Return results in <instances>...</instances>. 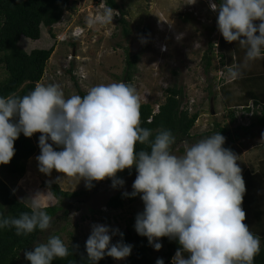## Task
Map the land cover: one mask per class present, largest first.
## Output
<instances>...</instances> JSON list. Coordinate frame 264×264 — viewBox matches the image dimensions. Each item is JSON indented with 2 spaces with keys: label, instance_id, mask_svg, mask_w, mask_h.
<instances>
[{
  "label": "clouds",
  "instance_id": "obj_1",
  "mask_svg": "<svg viewBox=\"0 0 264 264\" xmlns=\"http://www.w3.org/2000/svg\"><path fill=\"white\" fill-rule=\"evenodd\" d=\"M196 2L189 0L188 4ZM209 6L218 12L217 27L224 40L246 50L242 63L225 66L234 81L251 62L264 58V0H220L219 4L210 0ZM113 17L109 7L101 20L112 23ZM140 109L135 86L126 82L93 86L83 97L66 98L54 84H37L22 97H0V165L10 163L21 133L29 138L40 133L36 159L45 175L55 170L83 180L88 189L93 181L110 178L115 188L125 183L117 173L135 167L133 191L123 193L139 195L144 204L136 216L135 230L149 244L162 237L177 240L180 247L172 264H254L261 240L244 223L246 185L237 164L239 157L223 147L225 137L217 132L202 138L178 156L172 152L175 136L171 130L160 128L154 140L149 139L153 133L141 127ZM138 143L150 150L137 151ZM47 195L49 201L54 199L50 187ZM39 196L28 198L30 210L19 217L0 212V228H14L17 236L49 229L52 217ZM117 233L119 229L106 225L92 226L85 245L91 264L105 255L122 260L131 254L132 246L123 240L111 243ZM78 247L71 244L70 252L59 236L52 235L24 255L31 264H52L73 255ZM154 248L159 251L162 244L154 243ZM156 264H164L163 259Z\"/></svg>",
  "mask_w": 264,
  "mask_h": 264
},
{
  "label": "rangeland",
  "instance_id": "obj_2",
  "mask_svg": "<svg viewBox=\"0 0 264 264\" xmlns=\"http://www.w3.org/2000/svg\"><path fill=\"white\" fill-rule=\"evenodd\" d=\"M107 1L70 0L69 10L63 13L61 21L51 31L43 28L40 41L23 38L20 47L28 52L36 48L54 47L39 84L58 85L67 98L80 95L79 89L87 94L91 87L99 84L126 82L135 86L140 104H151L155 111L165 102L168 88H182L183 107L191 114L199 112L200 116L192 131V138L172 146L173 154L178 156L184 154L186 146L212 135L195 136L210 131L216 123H228L231 134L241 125L250 126L253 112H247L244 107L255 110L250 95L258 90H245L241 83H234L228 78L225 68L226 65L242 63L246 50L238 48L237 42L228 43L222 48L224 38L217 27L218 12L211 10L210 0H197L194 5H189V0H115L124 15L121 10L113 9L112 23H105L101 16L110 7ZM123 18L128 22V36L123 34ZM142 39L147 43H141ZM210 43L214 47L212 65L206 70L204 55ZM220 54L224 55L223 59ZM136 55L138 60L131 70L130 80L126 81L128 56ZM261 62L254 63V66L261 65L260 69H264ZM4 77L5 71L0 66V80ZM224 91H228L229 96ZM224 102L230 103L226 106ZM227 107L233 108L236 114L234 123L228 119ZM256 110L261 115V105ZM237 133L240 138L232 142L224 137L225 143H230L239 157L237 164L244 176L248 171H257L260 162L264 161V126L256 125L247 132ZM40 135L33 134L32 141L37 151L27 161L24 177L12 186L17 198L27 205L31 203L28 198L40 193L43 208L61 206L38 243L46 242L52 235L59 236L66 246L86 241L94 224L124 231L129 220H135L137 214L143 212L144 204L139 195H123L133 191L132 184L137 175L135 167L127 169V174L122 177L124 185L115 188L110 178L95 181L93 187L88 189L83 180L64 177L55 170L45 175L39 171L36 159L40 155ZM48 142L52 143L50 139ZM53 147L60 150L55 145ZM5 174L6 171L0 166V177L7 180ZM48 183L57 184L64 191L83 190L86 194L74 200L59 202L54 197L49 201V189L45 187ZM8 184L11 185L10 179ZM118 194L124 196L125 206L117 211L108 208V200ZM118 234L113 235L112 240L116 241ZM154 243L162 244V248L155 250ZM166 251L162 238L154 240L151 252L154 259L165 260ZM127 258L116 260L114 264H123ZM21 259L27 261L23 253Z\"/></svg>",
  "mask_w": 264,
  "mask_h": 264
},
{
  "label": "trees",
  "instance_id": "obj_3",
  "mask_svg": "<svg viewBox=\"0 0 264 264\" xmlns=\"http://www.w3.org/2000/svg\"><path fill=\"white\" fill-rule=\"evenodd\" d=\"M219 4L220 0H215ZM70 0H0V66L5 71V77L0 80V97H7L10 94L22 97L39 84L45 74V70L50 60L54 47L49 49L36 48L31 51H26L20 47V42L23 38L31 41H40L43 28H51L59 23L63 13L69 10ZM107 5L112 9L121 10L115 0H108ZM124 15V12L121 10ZM257 25L259 21L255 22ZM124 36H128V22L121 19ZM222 39L221 45H228ZM231 52L233 48L230 46ZM238 48L239 47L238 45ZM214 51L213 44L210 43L209 49L204 55L205 68L209 70L212 65V54ZM264 53V49H262ZM238 56V55H237ZM223 59L224 55L220 54ZM138 56H128V69L125 73V80H130L131 70L135 67ZM262 61L264 58L251 62L250 67L243 71L241 78L234 80V83H241L245 90L257 89V93L250 95L253 98V109L245 106L247 112H253L252 122L250 126H239L236 131L231 134L228 123H216L210 131L201 133L195 136L209 135L220 132L221 135L227 137L229 142L238 140L240 135L238 131H249L256 125L264 126V69H260L261 65L255 67L254 63ZM261 62V63H262ZM253 63V65H252ZM264 65V64H263ZM255 67V68H253ZM254 86V87H253ZM79 88V87H77ZM261 88V89H260ZM229 96L228 91L223 92ZM81 97L86 95L79 89ZM184 92L182 88L172 87L167 89L165 102L155 111L151 104H141V127L152 130L150 140H154L157 130L160 128L169 129L175 136V143L185 142L192 138V131L199 119L200 113L191 114L187 108L183 107ZM228 105L230 102H224ZM261 105V115H258V106ZM229 108V107H227ZM228 119L231 123L236 121V114L233 108L228 109ZM137 151L144 149L150 150L147 145L137 144ZM223 147L231 149L230 143H224ZM15 155L10 163L0 165L5 171L4 180L0 177V212L5 216L19 217L22 212L29 211V205L17 198V194L13 190L14 183L22 179L26 174L27 161L35 155L36 146L32 141V137H25L21 133L14 142ZM128 170L117 173V177L122 179L127 174ZM246 192L244 194L242 207L246 212V223L250 230L261 240V251L255 257L254 264H264V161L260 162L257 171H248L243 176ZM10 179L11 185L8 184ZM95 181H93L94 183ZM46 188H51L53 196L61 202L62 200L78 199L86 194V191H64L57 184H46ZM129 201H132L129 198ZM124 196L118 194L110 198L107 202V207L112 210H120L125 206ZM44 210L53 218L61 210L60 205L46 207ZM135 220H129L126 230L120 231L123 233L121 237L118 234L117 240H111L112 244L123 240L124 243L132 246L131 254L123 264H156L157 259L151 256L152 244H149L148 238L139 235L135 230ZM44 231L36 229L28 235L17 236L14 228H0V264H31L30 261L21 259V253L32 251L33 246L38 243L39 238L44 234ZM162 241L166 248L165 256L167 258L164 264H172V258L177 249L180 247L177 240H170L168 237H162ZM72 245H78V249L73 255L66 258L55 259L52 264H91L87 258L86 241L75 242ZM69 251L72 252L71 244L68 245ZM187 255V254H185ZM116 259L105 255V257L95 264H114Z\"/></svg>",
  "mask_w": 264,
  "mask_h": 264
},
{
  "label": "water",
  "instance_id": "obj_4",
  "mask_svg": "<svg viewBox=\"0 0 264 264\" xmlns=\"http://www.w3.org/2000/svg\"><path fill=\"white\" fill-rule=\"evenodd\" d=\"M211 113H212V114L214 113V110H213V108H211Z\"/></svg>",
  "mask_w": 264,
  "mask_h": 264
}]
</instances>
